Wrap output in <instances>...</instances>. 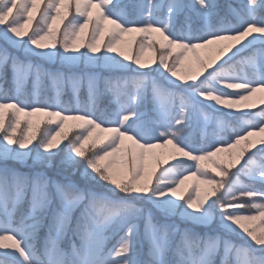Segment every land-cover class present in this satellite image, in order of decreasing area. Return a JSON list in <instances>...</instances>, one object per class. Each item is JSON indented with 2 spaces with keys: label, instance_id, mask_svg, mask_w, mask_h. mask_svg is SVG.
Returning <instances> with one entry per match:
<instances>
[{
  "label": "snow or ice",
  "instance_id": "1",
  "mask_svg": "<svg viewBox=\"0 0 264 264\" xmlns=\"http://www.w3.org/2000/svg\"><path fill=\"white\" fill-rule=\"evenodd\" d=\"M130 33L143 34L138 53H161L154 66L120 47ZM0 40V264H264V232L249 224L264 225V97L253 100L264 92V0H0ZM12 50L60 67L44 73ZM189 53L195 69L181 75ZM33 71L54 97L24 93ZM101 89L116 107L96 108ZM67 90L75 103L61 99ZM197 175L209 187L183 194ZM154 212L216 228L181 230Z\"/></svg>",
  "mask_w": 264,
  "mask_h": 264
},
{
  "label": "rangeland",
  "instance_id": "2",
  "mask_svg": "<svg viewBox=\"0 0 264 264\" xmlns=\"http://www.w3.org/2000/svg\"><path fill=\"white\" fill-rule=\"evenodd\" d=\"M221 2L222 3H226V0H221ZM42 10H43V6H40L37 11L33 12V16L38 19L39 18V13ZM74 14H75L74 5H72V8L70 10V13H69L68 17L63 22H59L58 21V23L60 24L61 28L63 27V24L67 23V20L71 19L72 15H74ZM93 15H95V10L93 11ZM182 22H183V20H181V23ZM34 27H35V20L25 25V31L30 33L31 30ZM90 29H91V24L89 25V28L86 29L85 32L82 34V37L85 40L87 38V34L89 33ZM142 35L143 34H141V33L125 34L124 35V41L120 45V47H122L123 50H125L129 55H133V56L140 55L142 63L154 66V62H158L159 61L161 53L159 51H157L155 48H147V47L145 48V50L143 51L142 54L138 53L137 48H136V44H137V41L140 39V37ZM154 35H156L157 38H158V34H154ZM107 36H108V33L106 32L104 37L101 38V44H103L107 40ZM133 37H135L136 39L133 40ZM130 41H131V47H129V42ZM220 43H227V42H220ZM0 44H3L2 40H0ZM12 51H13L14 54H16L18 56L19 55H21V56L24 55L25 56V53L22 50H20V51L12 50ZM177 51H179V49H176L174 52H172L169 55V61H168L169 63H171L172 58L175 56ZM200 51H201L202 55L206 54L204 50H200ZM25 62L26 63L27 62H31L33 64L39 65V67L42 70L44 69L43 70L44 73L48 72L49 64L55 65L57 67H60L59 64H53V63H50V62H47V61H43L39 57L28 56V57H26ZM190 64L193 66L192 70H194L195 69V59H194V57H193V55L191 53L188 54V58L185 60L184 64L180 66V74L181 75L189 74V72H190L189 65ZM236 71L237 72L241 71V67L238 66ZM243 71H245V72L251 71V68H243ZM35 79H36L35 72L33 71V73L29 76L28 80L26 81V83L24 85V86H29L30 87V95H29V97L35 99L36 96L42 95V91H43L42 86H43V84L45 82L51 83V88L48 91L47 95H45V97H54L55 96V88H54V85H53L50 77H48L47 75H43L42 74V76L40 78L39 85H35L34 84ZM10 82H11V77H10ZM11 84H12V82H11ZM12 87H13V85H10L7 89H12ZM147 90H148V93H150V95H149V106H151V87H150V85L148 86ZM72 95H73V93H72ZM262 97H264V92H258L253 97V100L255 101L257 107L260 106V98H262ZM111 99L115 100L114 97H111ZM89 101H90V99H89ZM75 102H76V100L74 101V103ZM211 111L212 110L210 109L209 112H211ZM6 113H7V116L11 115L10 110H6ZM216 115H220V113H216ZM38 118H39L38 116L37 117H33L34 121L36 119H38ZM72 123H74V122L70 121L69 122V126H66V129H65L66 131L69 132V138L71 137L72 134H74L75 132L78 131L76 129L70 128V125ZM105 127H108V125H105ZM213 131H214V127L213 126H207L204 129V133H201V134H205L206 133V135L208 136V135L212 134ZM95 135H99L100 140L104 141L111 134L107 133V132L100 133L99 130H97V132L94 133V136ZM254 138H257V137H254ZM58 139H60V138L58 137ZM126 143H130V142L126 141ZM86 147H87V145H86ZM157 151H161V150L158 149ZM227 158H228V154L227 153H220V154H218L217 157H214L213 159H227ZM58 160L59 159L57 158V163H58ZM8 161H10L12 163L17 162V161H14V160H8ZM19 163H22V162H19ZM204 163H205V165L207 166V168L209 170H211V169H213L215 167L212 164L211 160H205ZM22 164H33V162H32V160H28L26 163H22ZM33 165H36V164H33ZM238 166L239 165H237V167ZM51 177L57 178L56 176H51ZM204 179L205 178H203V177H199V175L190 177L189 180H187L185 182V185L181 186L183 194L187 195L188 192L191 191L192 187L197 183L198 180L201 181V184H200L201 189H207L209 186L202 183V181ZM137 207H144V205L143 204H138ZM77 213H79V208L74 209V213L73 214L74 215H78ZM154 216H155L157 221H159L161 223L166 222V223H169V224H175L181 230L186 229V228L187 229H194L196 232L203 234V233H206V232L211 233L213 231V229L216 228L215 225H212V226L195 225L194 226L190 222L183 220L179 216H174V217H170V218L165 219V218H163L162 214L159 213V212H154ZM137 223H138V225L140 227L141 232H143L144 219H140L139 221H137ZM249 224H250L251 227L256 229L257 233L264 232V225L261 224V221L259 219L255 220V221H251V222H249ZM171 241H172V244H173V247H174L176 244H178L180 242V235L178 233L174 232L172 237H171Z\"/></svg>",
  "mask_w": 264,
  "mask_h": 264
},
{
  "label": "trees",
  "instance_id": "3",
  "mask_svg": "<svg viewBox=\"0 0 264 264\" xmlns=\"http://www.w3.org/2000/svg\"><path fill=\"white\" fill-rule=\"evenodd\" d=\"M70 13V11H69ZM181 20H183V18H181ZM20 58L22 60H25L26 57L24 55H19ZM57 66L55 65H52V64H49L48 66V71H54L56 70ZM44 70V69H43ZM108 73L105 72V75H107ZM10 77H11V73H9V78H8V83L5 85L6 88H8L11 84L10 82ZM51 88V83H47L45 82L42 86V95L45 97V95H47L48 91L50 90ZM24 93H26L28 96L30 95V87L29 86H24V89H23ZM150 95V93H148ZM112 96H109L108 94H105L103 93V89H101V93L96 97V100H95V106L96 108L98 109H101V110H104V109H108L109 107H116V104H115V100H112L111 99ZM61 99L66 102V103H74V101L76 100V98H74V96L72 95V92L70 90H67L63 93ZM78 99L80 101L81 104H90L92 103V101H89V95H88V92L86 89H82L78 95ZM151 107V106H149ZM207 111H210V109H208ZM231 129L228 130V132H230ZM212 135V134H211ZM210 135V136H211ZM59 162V160H58ZM4 161L3 160H0V167H3L4 166ZM7 164L9 167L11 168H14L16 169L17 171L21 172V173H31L33 171H45L48 173L49 176H56V172L55 170L53 169H48V168H41L39 165H33V164H22V163H19V162H15V163H12L10 161H7ZM57 177V176H56ZM24 208L27 207V205H24L23 206ZM79 215V213H77ZM44 231H42L40 233V236L41 238H43L44 236ZM62 243V246H66V241H61Z\"/></svg>",
  "mask_w": 264,
  "mask_h": 264
}]
</instances>
